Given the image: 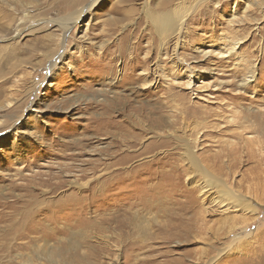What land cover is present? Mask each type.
<instances>
[{
  "label": "rangeland",
  "instance_id": "374dc122",
  "mask_svg": "<svg viewBox=\"0 0 264 264\" xmlns=\"http://www.w3.org/2000/svg\"><path fill=\"white\" fill-rule=\"evenodd\" d=\"M63 1L0 0V264H264V0Z\"/></svg>",
  "mask_w": 264,
  "mask_h": 264
},
{
  "label": "bare ground",
  "instance_id": "6f19581e",
  "mask_svg": "<svg viewBox=\"0 0 264 264\" xmlns=\"http://www.w3.org/2000/svg\"><path fill=\"white\" fill-rule=\"evenodd\" d=\"M10 1V0H9ZM65 0L63 1L62 4H64V8L66 9V13L64 14V17L61 18L62 22H60V25L63 26L64 28H66L67 26H71L74 23H76L81 16H84L87 12H89L92 8H94L99 2L100 0ZM183 1V0H182ZM174 0H166L164 2V7H162L161 10H151V9H147L146 16L147 19L152 23V25L155 27L156 31H158V33H162L165 30H171L172 32L175 30V32L177 31L178 25L176 23V20L172 11L170 10L171 5L173 4ZM1 11V10H0ZM3 12V11H1ZM5 12L6 11L5 9ZM3 12L2 14L4 15L3 18H8V13ZM91 12V11H90ZM11 13V12H10ZM9 13V14H10ZM0 13V17H2V15ZM177 26V27H176ZM66 31V30H65ZM172 35V34H171ZM15 45V44H14ZM13 46V45H12ZM12 52H14L12 49L10 50ZM14 54H10L7 58V62H9L12 58ZM59 55V54H58ZM54 56V55H53ZM56 56V55H55ZM59 57V56H57ZM59 60H62V56L60 54V57L58 58ZM23 60H26V58H24ZM52 68H57L58 64L53 62L52 63ZM8 106V105H7ZM34 109V108H33ZM27 110H32V106H28ZM40 112V111H39ZM10 145H14L13 143H11ZM15 148V147H14ZM18 149V148H17ZM131 152V151H130ZM16 153V152H15ZM140 153V152H139ZM18 154H20L18 152ZM17 155V154H16ZM18 156V155H17ZM19 160V158L17 159ZM192 160H194V158H192ZM104 164V163H103ZM70 169V168H69ZM114 173V172H113ZM86 174V173H85ZM83 175V174H82ZM106 175V174H105ZM109 175V173H108ZM100 176V175H99ZM117 176V175H116ZM106 177V176H105ZM111 178V177H110ZM109 178V179H110ZM97 179V178H96ZM46 184V183H45ZM43 185V184H42ZM88 186V185H87ZM77 187V186H76ZM221 197V196H220ZM223 197V196H222ZM222 199V198H221ZM221 199H217L216 197V201L215 203L219 202V203H224L226 200H221ZM228 201V200H227ZM226 201V202H227ZM230 201V199H229ZM233 202V201H232ZM218 204V203H217ZM223 204H221L222 206ZM232 205V204H231ZM226 207V206H225ZM224 207V208H225ZM229 208H227L226 210H228ZM230 211V210H229ZM26 219V218H25ZM39 226V225H38ZM42 228V227H41ZM75 245L74 243H70L69 247H65L63 248H56L54 247L52 250H50L49 253V257L50 259H54L57 257H65V254L70 251V250H75ZM244 246V245H243Z\"/></svg>",
  "mask_w": 264,
  "mask_h": 264
}]
</instances>
